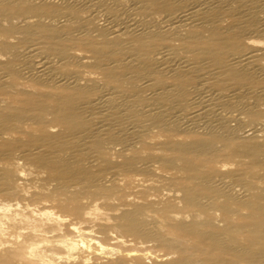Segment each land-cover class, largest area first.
Wrapping results in <instances>:
<instances>
[{
  "label": "bare ground",
  "instance_id": "6f19581e",
  "mask_svg": "<svg viewBox=\"0 0 264 264\" xmlns=\"http://www.w3.org/2000/svg\"><path fill=\"white\" fill-rule=\"evenodd\" d=\"M0 264H264V0H0Z\"/></svg>",
  "mask_w": 264,
  "mask_h": 264
},
{
  "label": "rangeland",
  "instance_id": "374dc122",
  "mask_svg": "<svg viewBox=\"0 0 264 264\" xmlns=\"http://www.w3.org/2000/svg\"><path fill=\"white\" fill-rule=\"evenodd\" d=\"M195 255V254H194ZM194 258H197V256L195 255Z\"/></svg>",
  "mask_w": 264,
  "mask_h": 264
}]
</instances>
